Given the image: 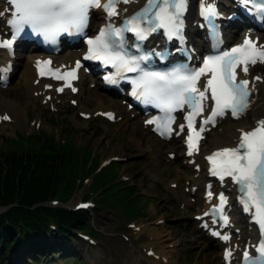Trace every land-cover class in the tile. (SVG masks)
<instances>
[{"label": "snow or ice", "instance_id": "6c2138e0", "mask_svg": "<svg viewBox=\"0 0 264 264\" xmlns=\"http://www.w3.org/2000/svg\"><path fill=\"white\" fill-rule=\"evenodd\" d=\"M129 2L131 0H9L13 11L7 23L13 29V38L0 42V46L11 47L16 35L25 26L52 43L63 33L82 34L87 27L90 10L103 8L111 18L118 15L117 6L120 3ZM242 3L245 6L252 3L257 12L264 14V0H242ZM186 8L187 0H146L145 6L128 18L123 26L106 25L96 36L88 38V50L84 59L111 65L116 70L115 75L125 79L127 77H123L124 73H139L131 79L134 85L132 95L164 113L163 122L160 118L146 121L156 125V130L161 135L171 134L174 122L172 113L187 105L191 109L185 117L187 125H180V131L187 127L188 154L191 155L199 151L204 125L215 124L217 117H223L229 112L232 117L239 118L247 111L251 94L250 81L238 79L237 69L247 75L249 65L264 63V45L245 37L242 44L205 57L198 69L181 65L166 72L146 71L141 64L150 59V54H131L126 48L125 32H131L137 41L147 39L151 33L160 29L164 30L169 39L180 37L182 16ZM3 15L5 13L0 12V16ZM202 15L211 24L217 12L214 6L206 4L202 8ZM135 47L139 48V44ZM50 64L51 61L47 60L37 62L40 75H52L58 80H64L66 87H71V81L77 78V69L81 67L80 62L77 61L75 68L63 74L59 69L48 67ZM202 77H206L203 90L198 87ZM106 79L115 82L112 77ZM255 79L260 80L261 77L257 76ZM58 91H63V88ZM72 91L75 92L76 89L72 88ZM209 99L214 101V106L197 128L195 118L204 113V102ZM101 115L114 118L112 113ZM239 132L238 142L234 147L222 148L208 156L207 160L211 164L213 176L221 181L230 178L238 186L244 210L251 213L253 221L259 227L261 240L254 246L257 255L253 256L245 250L244 264H264V119L258 120L252 129H240ZM211 195L209 192V196ZM219 200L217 208L222 212V206L227 201L223 194ZM224 220L227 223V217ZM223 238L229 239L227 236ZM231 255V251H228L225 258L229 259Z\"/></svg>", "mask_w": 264, "mask_h": 264}, {"label": "rangeland", "instance_id": "374dc122", "mask_svg": "<svg viewBox=\"0 0 264 264\" xmlns=\"http://www.w3.org/2000/svg\"><path fill=\"white\" fill-rule=\"evenodd\" d=\"M20 69L21 65L16 70L9 84V86L14 87V91L19 88L16 83H20ZM97 88L95 87V91L98 90L97 92L100 95L109 96L108 93ZM8 89L9 87L0 90V94L11 95L12 93ZM21 90L23 91V89ZM27 96L26 94V96L16 98L21 101L20 105L23 103V106L20 108L23 111H25V106L28 103L27 100L29 98ZM114 98L116 100L115 105H118V98L115 96ZM29 100L30 107L33 98L30 97ZM80 101L83 107L92 106L95 103L93 97L86 102L85 99L80 98ZM67 106L71 105L69 103L62 104L60 111L49 119L46 118V113H40V110L28 111L30 123L33 122L35 117L41 116V120L38 125L37 122L30 124L26 131L31 132L38 128L43 129L45 133L51 136H57L61 130V126L72 127L73 129L70 131L63 130L61 134L64 135V132H66L67 138L73 139L79 145V152L75 153L78 162L80 155H85L82 152L85 144L88 145V149L91 147L85 159H96L97 166H95V169L99 168L101 160L107 159L109 155L115 153L120 158L113 159L106 165L112 164V166L118 167V174L116 178L114 176L115 180L118 177L117 181L121 180V185H132V182H136L137 186L134 190L138 188L140 191L147 193V195H139L138 189V192H133L134 195L130 194V192L128 194L126 189L120 191L112 190L115 193L116 199L109 203H100L99 205L98 201L103 197V192H99L98 190L100 189H97L94 192L98 191L99 196H83V190L88 188L92 177H88V180H83L84 184L77 191L72 192L68 199L60 198V201L66 200L63 203L70 207L74 205L73 202L76 199H92L94 206L90 205L88 211H84L85 213L80 224L93 228L94 232L89 233L87 229L81 228L80 224L69 226L70 230L66 233L63 230H58L55 238L58 244H62L60 249L69 247L71 254L64 255L63 259H55L51 252H48V254L44 253V261H40L38 264H78V260L83 262L82 264H98V261L101 264H122L123 250H126L128 247L127 241L129 239L133 243H138L136 245H141L144 243L143 241L147 240V236L144 233L138 235V231L134 226L127 225L128 222L135 223L137 221L140 224L145 222V224L156 226V229L160 230L161 234L164 235L162 237H169V242H175L173 251H171L174 264L219 263L216 256V248L198 236V231L195 230L190 219L192 211L187 209L190 203L182 196L180 188L165 191L161 187L165 179L169 176H174V174L172 175V171L176 170L177 164L180 163L176 144L174 142H158L150 138L148 131L140 126L139 121L127 116H124L122 121L115 124L99 121V119L78 120L72 115L74 109L71 108L72 111L66 114V118L61 120L62 113L68 111L65 109ZM51 120L54 121L52 122ZM15 129L19 130L13 123L7 122L0 125V134L10 135ZM133 136L136 138L132 139L131 137ZM169 149H173L175 152V161L173 163H166L163 160L165 151ZM91 154H94V157ZM115 166L114 168H116ZM170 170L171 172H169ZM78 171L79 169L77 173ZM189 171L187 169V172ZM168 172L170 174H167ZM86 175H76V178H83ZM123 176H127L128 179ZM130 196L133 197L130 200H125ZM181 200L186 201V208L179 207L178 202ZM57 205H61V203L59 202ZM148 205L154 208L152 212H149ZM1 208L2 206H0ZM158 217L163 220L157 221L156 218ZM45 218L49 223L56 221V218L50 214H47ZM50 226L52 231L56 232L52 223ZM78 232L88 233L95 239L96 243L88 244L85 239L78 235ZM194 258L196 259L194 260Z\"/></svg>", "mask_w": 264, "mask_h": 264}, {"label": "trees", "instance_id": "16d2710c", "mask_svg": "<svg viewBox=\"0 0 264 264\" xmlns=\"http://www.w3.org/2000/svg\"><path fill=\"white\" fill-rule=\"evenodd\" d=\"M69 140L65 144L49 143L40 138L13 141L7 137L0 145V205L15 200L16 204L0 211V260L12 245L13 251L29 254L32 260L41 258L52 250L58 242H48L46 215L50 214L60 224L74 226L80 224L83 211H68L63 208H46L36 204L52 193L67 198L75 188L77 170L80 164L76 160L79 146ZM87 149V150H86ZM84 158L88 156V145H84ZM96 159L88 165L83 163V174H89L96 165ZM116 170L112 165L93 175L92 190L101 189L102 204L116 199L111 189L117 184L113 181ZM132 189L128 187V190ZM81 228H92L80 224ZM61 229V226H59ZM17 238V239H15ZM60 252L59 249H57Z\"/></svg>", "mask_w": 264, "mask_h": 264}, {"label": "bare ground", "instance_id": "6f19581e", "mask_svg": "<svg viewBox=\"0 0 264 264\" xmlns=\"http://www.w3.org/2000/svg\"><path fill=\"white\" fill-rule=\"evenodd\" d=\"M36 53H27L25 57L24 65L20 69V83H16L19 88L14 91V87H9L8 90L11 91V95H4L3 93L0 94V105L2 106L1 112H4L8 109L11 113H7L15 118L16 123L20 122V118L23 115V110L19 107V102L16 98L26 96L27 98H30V93L32 90H37L39 88V85H34L31 82V79L34 75L33 68L31 66L32 57L36 56ZM32 76V77H31ZM11 81V80H10ZM9 81V84H10ZM96 85H99V82L96 80H93ZM95 87L92 88H84L85 91V97L88 99H91L93 97L95 99V106L91 109V112L97 109H108L109 107H105L104 105L106 98H101L95 91ZM258 90L256 93V99L253 101V103L250 106V109L248 111V116L244 117L240 120L236 121H228L223 123L218 129H215L211 132L210 138H209V149L211 147H216L222 143H226L231 140L234 136H236V127H243L250 124V122L261 115L262 108L264 106V92H262L264 88V80L261 82V85L258 86ZM23 89V91L21 90ZM114 100L112 99V102ZM77 105L82 106L80 101H77ZM80 110H82L80 108ZM86 110V109H85ZM117 111L120 113L119 109ZM24 122V120H23ZM159 140V139H158ZM115 156L117 154L112 153L109 156ZM200 173L197 174L199 176ZM193 182L195 183L197 181V178H192ZM196 201H199L198 197L195 196ZM156 220H163L160 217L156 218ZM241 222L238 221V225ZM139 227H137L138 235L145 234L147 236V240L143 241L141 245H136L132 242H130L126 248V250H123V259L122 264H174V261L172 260L171 251H173V245L175 242H169V237H162L164 235L161 234V231L156 229L157 227L154 225H149L145 223H138ZM250 233L246 232V234ZM130 241V240H129ZM136 250V251H135ZM98 264H101L98 261Z\"/></svg>", "mask_w": 264, "mask_h": 264}]
</instances>
